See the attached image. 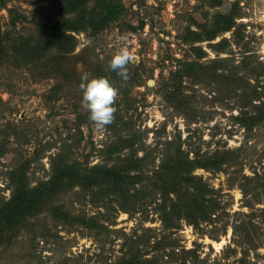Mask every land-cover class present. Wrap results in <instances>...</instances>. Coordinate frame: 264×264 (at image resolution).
Here are the masks:
<instances>
[{
    "label": "rangeland",
    "instance_id": "rangeland-1",
    "mask_svg": "<svg viewBox=\"0 0 264 264\" xmlns=\"http://www.w3.org/2000/svg\"><path fill=\"white\" fill-rule=\"evenodd\" d=\"M119 3L105 27L70 31V52L0 63V201L20 164L30 186L54 162L130 168L123 193L59 192L0 243V264H264V0ZM93 5L4 0L1 34L7 45L37 38L39 23ZM121 35L127 78L109 67ZM84 73L117 90L103 128L81 103Z\"/></svg>",
    "mask_w": 264,
    "mask_h": 264
},
{
    "label": "trees",
    "instance_id": "trees-1",
    "mask_svg": "<svg viewBox=\"0 0 264 264\" xmlns=\"http://www.w3.org/2000/svg\"><path fill=\"white\" fill-rule=\"evenodd\" d=\"M84 1L86 0H81V2ZM119 2L120 0H94L91 9H84L80 13H76L74 19H67L62 16L59 21L48 26L39 23V26L42 27L39 37L29 39L21 36L18 41H14L10 45L5 44V39L0 30V63L6 59L8 52L17 55L16 57L21 58L25 62L24 64L39 61L51 49H56L62 54L70 52L74 46V36L70 31L86 28L96 31L105 27L121 14L123 6ZM3 4L4 0H0V9ZM229 25V23L226 24L225 28H228ZM192 37L193 40H201V35L197 32H194ZM178 162L176 161L172 168L179 166ZM189 162L193 166H209L204 164L217 166L220 159L217 157L215 160L207 159L205 163L195 160L196 164L193 163V160ZM128 170L130 168L126 165L106 167L97 164L83 165L79 161L54 162L50 177L30 186L26 180L24 168L21 164L18 165L8 173L12 192L8 198L0 201V243L10 241L14 232L21 227L27 216L40 212L45 204L51 202L59 192L67 187L78 185L88 189L95 185H106L105 191L123 193L122 188L128 182ZM179 183L178 180L176 186ZM197 189L196 186L195 190L198 191ZM195 201L197 202L198 198L193 200V202ZM190 209L197 211L198 207L191 204L190 208L184 212L187 217L193 216L189 211ZM192 219L195 220V217ZM119 264H129L128 259Z\"/></svg>",
    "mask_w": 264,
    "mask_h": 264
},
{
    "label": "clouds",
    "instance_id": "clouds-1",
    "mask_svg": "<svg viewBox=\"0 0 264 264\" xmlns=\"http://www.w3.org/2000/svg\"><path fill=\"white\" fill-rule=\"evenodd\" d=\"M125 42L110 58L109 67L122 78H127V65L131 61V53L127 47V36L121 35ZM80 89L81 103L88 109V118L96 128H103L114 119L113 103L117 90L112 83L103 76H90L84 73L81 76Z\"/></svg>",
    "mask_w": 264,
    "mask_h": 264
},
{
    "label": "bare ground",
    "instance_id": "bare-ground-1",
    "mask_svg": "<svg viewBox=\"0 0 264 264\" xmlns=\"http://www.w3.org/2000/svg\"><path fill=\"white\" fill-rule=\"evenodd\" d=\"M219 245V244H218Z\"/></svg>",
    "mask_w": 264,
    "mask_h": 264
}]
</instances>
